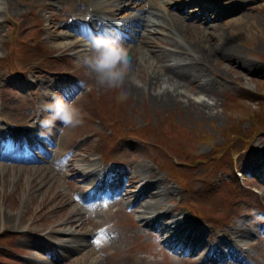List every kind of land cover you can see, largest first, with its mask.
Listing matches in <instances>:
<instances>
[{
  "label": "rangeland",
  "instance_id": "374dc122",
  "mask_svg": "<svg viewBox=\"0 0 264 264\" xmlns=\"http://www.w3.org/2000/svg\"><path fill=\"white\" fill-rule=\"evenodd\" d=\"M37 1L0 0V125L10 136L17 132L21 137L44 105L45 84L71 81L77 86L61 96L75 101L83 123L71 128L55 122L54 134H67L65 147H56L57 152L74 149L79 156L76 164L98 170L95 178L102 191L109 193L116 183L126 195L87 203L79 198L68 170L54 178L46 176L48 162L5 158L0 149V264H264V181L257 173L263 168L256 169V162L264 165V73L253 77L220 54L211 57L206 73L217 91L210 101L218 105L210 112L195 103L156 104L148 92L135 94L126 87L128 99L118 101L116 91L96 85L94 75L78 64L83 55L63 51L60 41L47 32L51 17L65 18L70 1L47 0L52 9H43ZM219 3L225 10L241 5L238 14L245 15L247 24L238 36L232 35L233 29L226 31L232 25L228 14L222 19L229 22L225 30L222 26L208 30L222 32L227 43L242 48L244 57L252 59V69H264V0ZM196 6L189 5L188 12ZM136 30L138 35L147 32ZM202 31L191 28V36L198 38ZM153 38L151 47L167 56L173 52L163 34ZM122 44L129 49L132 42ZM147 77L145 68L143 78ZM189 87L191 93L195 83ZM41 144L42 150L48 146L53 150L49 142ZM38 151L35 154L44 155ZM85 157L87 161L80 162ZM140 163H147L151 173L142 172ZM247 164L252 171L243 169ZM136 175L144 181L133 188L130 180ZM157 179L158 185L170 189L163 209L186 215L200 226L198 251L207 254L171 247L161 231L139 221L140 203L135 202L136 194L129 199L127 193L155 185ZM58 190L61 197L53 202ZM74 207L84 212L78 222L85 228L59 226ZM238 220L250 225L243 251L236 249L231 237ZM68 232L88 233L81 236L87 247L78 253L64 250L69 257H57L45 241L74 243ZM88 250L92 252L86 257Z\"/></svg>",
  "mask_w": 264,
  "mask_h": 264
},
{
  "label": "bare ground",
  "instance_id": "6f19581e",
  "mask_svg": "<svg viewBox=\"0 0 264 264\" xmlns=\"http://www.w3.org/2000/svg\"><path fill=\"white\" fill-rule=\"evenodd\" d=\"M69 1L70 5L68 6L69 9L65 11V18L60 21L51 17L47 31L49 36L60 41L58 45L63 51L75 50L76 55H84L87 50V43L83 42V38H87L90 41L94 34L110 37H113V34H117L124 40L134 42L128 49L132 61V70L130 79L126 82L125 87L135 94L148 92L150 100L156 104L168 106L171 104L183 103L188 105L189 103H195L199 108L203 107L207 112H210L211 106L215 108L214 106H217L218 102H211L210 100L215 98L217 89L206 73V66L210 63L211 57H216L217 54L231 60L234 62L235 67L237 66L239 70L246 74L249 73L253 77H258V73H264V69H252V59L244 57L242 48L235 44L227 43L222 32L208 30V27L219 26L226 29L224 25L231 22L232 25L227 27L226 31L233 29L231 34L238 36L241 29L247 24L245 15L242 13L238 14L239 9L242 8L241 5H234L228 12L219 7V0H189L187 3L182 0L177 2L173 0ZM233 1L226 0L228 3H233ZM192 3L197 4L195 10L186 11L187 5L185 4L190 5ZM36 4L43 9H52L54 7L47 0H38ZM169 6L174 7L175 10H170ZM228 13L232 17H229ZM226 16L229 17L228 21H230L222 22V19L226 18ZM262 23L264 24V20H262ZM95 25L98 28L102 25V30L98 33H96V30L95 33L92 32V28ZM138 28H144L147 32L136 35V32H133ZM191 28H200L204 32H200L198 38H193L190 32ZM63 29H69L72 33H63ZM159 33L163 34L167 43L171 45L169 49L173 52H169L168 56L160 53L155 47H151L152 43L155 42L153 36ZM76 35L82 36V38L70 41ZM145 68L148 69L147 78H143ZM139 77H142L143 83H140ZM133 79L137 82L133 83ZM193 82L195 83V88L190 93L189 86ZM44 84L40 82L41 86ZM69 87V83L64 80L45 84L46 89H44L47 91L44 97V105L52 101L50 93L63 95ZM202 95L207 96V98H202ZM40 110L35 114L36 120L34 124L30 122L32 127L27 129V134L32 135V139L24 138L26 143L18 141L17 144L11 147L10 155L16 156L17 151H25V153L21 154L22 158L32 160L33 156L26 152L37 147L39 145L38 140L50 139L46 134V129L40 126V121L48 117L49 113L43 110L40 112ZM0 131H2V128H0ZM66 136V133L55 136L56 141L53 140V145L57 149L65 147L64 140ZM0 137L3 138V135H0ZM68 149L67 147L66 150ZM47 157H49L47 165L49 172L45 173L46 176L53 175L54 178L55 175H60L64 170H68L74 176L72 181L76 184V188L79 191V198H83L85 202H88L99 197L98 191L96 192V189L92 187L98 184V188H101L98 178H95L98 170L76 164L79 156L74 152V149L61 154L59 151L57 153L47 152ZM87 158L81 159L80 162L87 161ZM256 166V169L264 167L258 162H256ZM139 168L144 173H151V168L147 163H140ZM253 168L250 164L243 166L246 171H252ZM130 181L133 182L131 187L135 188L144 179L136 175ZM158 182L157 179L155 181L156 184H154L158 185ZM47 183L52 186L54 181L50 179ZM112 184L115 185L112 188L113 193L118 196L122 195L123 193H118L120 189L118 185L116 183ZM145 184L144 182L143 186ZM155 185L144 187L137 193L132 191L127 193L129 199L136 194L135 202L140 203L139 207L141 209L138 210L139 221L145 227L154 226L161 231L165 235V242L172 247H176L179 250L185 249L188 253L191 251L197 252V255L207 254L206 252L201 251L200 253L198 251L203 235L200 233V226L186 215H181V213L173 214L171 211L163 209V199L168 192L170 193V189L167 186ZM261 188L264 189V185ZM59 192L60 190L54 196L53 202H56L61 197ZM63 198L65 199V196ZM70 205V203L65 205L61 213L65 214ZM83 213L80 208L74 207V210L67 215L66 222L59 226L70 225L74 228L84 229L85 224L78 222V217L82 216ZM4 220L8 221L9 217H4ZM249 232L250 225L247 221L238 220L235 223L231 237L232 242L235 243L236 249L239 251H243V237ZM67 234L73 238L71 242L74 243L67 244L65 240L61 239L57 244H53L49 240V243L44 240V245L49 244V247L56 252L55 256L57 257H69L63 253L64 250L78 253L86 249L87 244L84 243L81 236L88 233L68 232ZM38 239L40 240V238ZM91 252L92 250H88L86 257H89ZM90 264H100V261H92Z\"/></svg>",
  "mask_w": 264,
  "mask_h": 264
},
{
  "label": "clouds",
  "instance_id": "9594fccd",
  "mask_svg": "<svg viewBox=\"0 0 264 264\" xmlns=\"http://www.w3.org/2000/svg\"><path fill=\"white\" fill-rule=\"evenodd\" d=\"M85 69L94 75L95 83L101 88L118 93L117 100L128 99V91L125 88L126 82L130 79L132 61L128 49L117 39L105 35H93L87 42V50L79 59ZM133 79V83H136ZM85 87L83 81L78 82ZM52 101L43 106V111L49 116L40 121L41 128L49 131L59 121L64 127L75 128L83 123L81 109L75 101H68L63 96L50 93ZM152 260L151 256L146 257Z\"/></svg>",
  "mask_w": 264,
  "mask_h": 264
}]
</instances>
